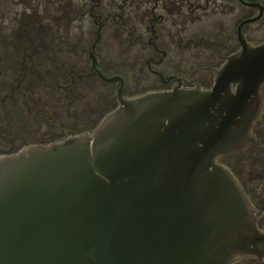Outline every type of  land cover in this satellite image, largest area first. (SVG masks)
I'll return each instance as SVG.
<instances>
[{
	"label": "water",
	"instance_id": "obj_1",
	"mask_svg": "<svg viewBox=\"0 0 264 264\" xmlns=\"http://www.w3.org/2000/svg\"><path fill=\"white\" fill-rule=\"evenodd\" d=\"M264 42L210 89L149 92L93 133L0 158V264H230L264 234L230 169L261 107ZM236 85V88H234Z\"/></svg>",
	"mask_w": 264,
	"mask_h": 264
},
{
	"label": "flooded vegetation",
	"instance_id": "obj_2",
	"mask_svg": "<svg viewBox=\"0 0 264 264\" xmlns=\"http://www.w3.org/2000/svg\"><path fill=\"white\" fill-rule=\"evenodd\" d=\"M257 30L264 0H0V158L93 133L121 99L210 89L244 40L264 42ZM260 94L249 143L215 160L264 234V82Z\"/></svg>",
	"mask_w": 264,
	"mask_h": 264
},
{
	"label": "rangeland",
	"instance_id": "obj_3",
	"mask_svg": "<svg viewBox=\"0 0 264 264\" xmlns=\"http://www.w3.org/2000/svg\"><path fill=\"white\" fill-rule=\"evenodd\" d=\"M251 40L253 43H258L262 40H264V31H255V33L251 34Z\"/></svg>",
	"mask_w": 264,
	"mask_h": 264
}]
</instances>
